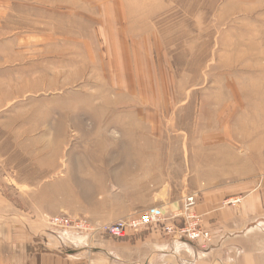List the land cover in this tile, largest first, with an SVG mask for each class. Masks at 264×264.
Masks as SVG:
<instances>
[{
	"label": "rangeland",
	"instance_id": "374dc122",
	"mask_svg": "<svg viewBox=\"0 0 264 264\" xmlns=\"http://www.w3.org/2000/svg\"><path fill=\"white\" fill-rule=\"evenodd\" d=\"M127 140L140 171L112 157ZM213 146L264 172V0H0V191L20 210L97 227L138 187L199 199L224 182Z\"/></svg>",
	"mask_w": 264,
	"mask_h": 264
},
{
	"label": "crops",
	"instance_id": "0c3cea01",
	"mask_svg": "<svg viewBox=\"0 0 264 264\" xmlns=\"http://www.w3.org/2000/svg\"><path fill=\"white\" fill-rule=\"evenodd\" d=\"M125 144L124 149H129L117 151L116 157L108 148H118L119 144L110 146L108 142L102 153L121 160L124 170L140 171L145 162L142 143L127 140ZM213 148L212 163L221 165L219 178L224 182L201 191L193 208L200 225L213 236L208 249L148 228L129 230L126 236L116 238L100 230L53 227L45 218L34 219L20 210L0 191V264H264V172L243 176L235 166L239 159L230 157L227 161L219 146ZM137 189L130 195L141 192L145 198L132 208L126 204L130 214L112 216L106 222L136 216L152 207L165 212L182 207L180 197H169V188ZM233 197L240 198L237 204L228 203Z\"/></svg>",
	"mask_w": 264,
	"mask_h": 264
},
{
	"label": "built area",
	"instance_id": "2783aa9c",
	"mask_svg": "<svg viewBox=\"0 0 264 264\" xmlns=\"http://www.w3.org/2000/svg\"><path fill=\"white\" fill-rule=\"evenodd\" d=\"M239 200V197H233L228 200V203L234 205ZM197 202L196 193H189L182 198L180 210L165 212L160 207H152L138 212L136 216L120 218L97 227H90L84 219L75 221L63 214L47 217V223L53 227L68 228L73 231L100 230L116 238L126 236L129 230L154 229L169 237H183L196 244L200 249L206 250L212 245L213 236L207 228L200 225L193 212Z\"/></svg>",
	"mask_w": 264,
	"mask_h": 264
}]
</instances>
